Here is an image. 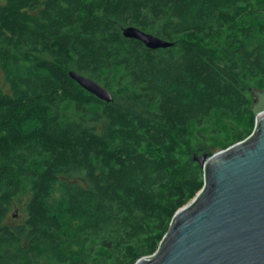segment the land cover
I'll return each instance as SVG.
<instances>
[{
    "label": "trees",
    "instance_id": "obj_1",
    "mask_svg": "<svg viewBox=\"0 0 264 264\" xmlns=\"http://www.w3.org/2000/svg\"><path fill=\"white\" fill-rule=\"evenodd\" d=\"M128 26L173 45L148 49ZM251 87L264 0H0V264L154 254L204 184L193 155L252 133Z\"/></svg>",
    "mask_w": 264,
    "mask_h": 264
},
{
    "label": "water",
    "instance_id": "obj_2",
    "mask_svg": "<svg viewBox=\"0 0 264 264\" xmlns=\"http://www.w3.org/2000/svg\"><path fill=\"white\" fill-rule=\"evenodd\" d=\"M122 35L152 50L173 45L131 26ZM69 76L96 98L113 101L96 81L74 71ZM249 91L252 133L210 156L193 155L203 170L201 190L175 212L155 253L134 264H264V89Z\"/></svg>",
    "mask_w": 264,
    "mask_h": 264
},
{
    "label": "rangeland",
    "instance_id": "obj_3",
    "mask_svg": "<svg viewBox=\"0 0 264 264\" xmlns=\"http://www.w3.org/2000/svg\"><path fill=\"white\" fill-rule=\"evenodd\" d=\"M24 217H25V214L22 208L19 206H16L10 211L7 221L9 223H20L24 219Z\"/></svg>",
    "mask_w": 264,
    "mask_h": 264
}]
</instances>
